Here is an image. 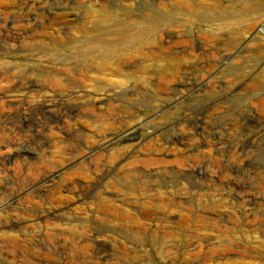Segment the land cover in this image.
<instances>
[{
  "label": "rangeland",
  "instance_id": "rangeland-1",
  "mask_svg": "<svg viewBox=\"0 0 264 264\" xmlns=\"http://www.w3.org/2000/svg\"><path fill=\"white\" fill-rule=\"evenodd\" d=\"M177 1L0 0V264H9L1 258L10 250L18 264L264 259V0ZM215 3L220 20L192 15L210 14L204 7ZM154 15L170 17L149 30L144 18ZM100 17L108 26L126 23L145 32L108 49L115 52L111 63L129 50L137 55L146 37L160 33L153 39L171 48L163 54L182 57L180 76L168 85L132 76L122 90L96 92L86 79L97 76L99 52L91 58L78 51L91 43L83 29L103 32ZM166 34L183 41V50L176 52ZM47 75L57 77L62 91L44 81ZM100 123L106 132H97ZM156 190L183 201L162 207ZM114 192L128 195L138 211L159 207L173 218L94 214L98 197ZM56 224L67 227V237L45 235ZM3 230L15 233L20 247L3 244Z\"/></svg>",
  "mask_w": 264,
  "mask_h": 264
},
{
  "label": "bare ground",
  "instance_id": "bare-ground-1",
  "mask_svg": "<svg viewBox=\"0 0 264 264\" xmlns=\"http://www.w3.org/2000/svg\"><path fill=\"white\" fill-rule=\"evenodd\" d=\"M181 1V0H180ZM180 1H177V2H180ZM185 1V0H184ZM183 1V2H184ZM182 3V1H181ZM190 3V2H189ZM177 4V3H176ZM179 4V3H178ZM185 4V3H183ZM192 4V3H191ZM189 4V5H191ZM175 5V4H174ZM181 5V4H180ZM187 5V6H189ZM202 5V4H201ZM186 6V7H187ZM247 6V5H246ZM192 7V6H191ZM190 7V8H191ZM204 7V6H203ZM202 7V8H203ZM207 7V8H206ZM206 7H204V9H207L208 11H210V14L206 15L207 13H205V11H203L202 9V12L200 13H195L192 14L193 16H195L196 18H199V19H202V20H209L210 22H216L218 20H220L219 18L221 17L222 13L219 11L220 10V6L215 3L214 5H206ZM209 7V8H208ZM194 8V7H193ZM251 8V7H250ZM249 7H247L244 11H248L250 9ZM186 9V8H185ZM192 9V8H191ZM197 9V8H196ZM189 10V9H188ZM251 10V9H250ZM200 11V10H199ZM233 11V10H232ZM185 13V12H184ZM62 14V13H61ZM178 14V13H177ZM181 14V17L183 15H186V16H183L182 18L180 19H186L187 18V13ZM191 14V13H189ZM227 14V13H226ZM109 15V14H108ZM166 15V14H165ZM171 15V14H169ZM179 15V14H178ZM251 15V14H250ZM225 16V15H224ZM170 17V16H168ZM168 17H163V16H160V15H154V16H150V17H147V18H144V20L146 22H149L151 23V27L148 28L149 30H151L152 28H154L153 25L159 23L161 20H165L167 19ZM212 17V18H211ZM228 17V16H227ZM102 18L101 20H98V22H100L101 24H105L104 27H102V30L103 32L99 33V35H91V34H88L90 32V30L86 29V32L82 31V33H84L86 36H91L90 37V40H91V43H87V45H84L82 47L81 50L78 51V55L79 56H91L92 58V55L95 54V51H97L98 55H96V57H100L102 59V62L98 65L97 69H95V71L93 72V74L97 75L95 78L94 75L92 77V74L90 75V77L88 76V78L86 80H88L89 83H92V84H87L89 86L93 85V83L96 84V88H95V91L96 92H102L104 91V88L103 87H108V86H113L116 90L117 89H121L122 90V87H123V81H128L129 78H131L132 76H135L137 77L138 79H141L142 82L144 83H148L149 81H152V77L155 76L162 84L163 82L167 84V82H171L170 80L174 78H178L180 76V74L182 73V68H183V60H182V57H174L172 56L171 54H169L168 56L163 54L165 52H168L170 51L171 48L169 47H164L163 45H161L162 43L158 42L159 44H157V41L154 40V36H160V33H156L155 35L153 36H148L145 38V41L141 44L144 46H147V47H150L152 48L151 49V52L149 50H145L147 48H144L143 50V47L140 46L138 52L136 53L137 55H135V52H134V55H132L129 51L126 52V56L125 57H120L118 58L115 62L111 63L110 62V56H112L111 54L114 52V51H110L108 49L112 48V47H116V46H119L121 47V43L123 41H127L128 43L132 44L137 37V34H139L138 36L139 37H143L144 36V33L145 32H141V31H135V30H132L130 28V26L128 27V25H126V23H112V25L108 26V19H106L105 17H100ZM148 19V20H147ZM193 19V18H192ZM229 19L232 20L233 18L231 16H229ZM97 20V19H96ZM108 20V21H107ZM229 20V21H230ZM191 21V20H190ZM196 21V20H195ZM225 21V20H224ZM236 21V20H235ZM198 22V21H197ZM128 23V22H127ZM224 23V22H222ZM168 24V23H167ZM228 24V23H227ZM231 24V23H230ZM254 24V23H253ZM136 25V24H135ZM222 25V24H220ZM261 25V24H260ZM223 26V25H222ZM224 26H225V23H224ZM156 27V26H155ZM170 28V27H169ZM241 28V27H240ZM255 29V28H254ZM137 30V29H136ZM147 30V29H146ZM145 30V31H146ZM156 30V28H155ZM218 30V29H217ZM263 34H264V27H260L259 29ZM221 31V30H220ZM153 32V31H152ZM170 33V30L169 32ZM164 34V33H163ZM180 34V33H179ZM198 34V33H197ZM185 35V34H184ZM164 37V35H161ZM209 36V35H208ZM195 37V36H194ZM162 38V37H161ZM165 38L169 40V44L171 43H174L176 44V47L179 46V48H175L176 49V52L177 50H179V52L181 50H183V48H181V44H184L183 41L181 42H175L172 38L169 36V34H166L165 35ZM185 38V37H183ZM158 39V38H157ZM178 39H180L178 37ZM187 39V38H186ZM159 40H162V39H159ZM143 41V40H142ZM165 41V40H164ZM179 41V40H178ZM63 42V41H62ZM132 42V43H131ZM234 42V41H233ZM166 43V42H165ZM139 45V44H138ZM165 45V44H164ZM173 45V44H172ZM189 45V44H188ZM229 45V44H228ZM185 46V45H184ZM138 47V46H137ZM136 47V48H137ZM187 47V46H186ZM229 47V46H227ZM231 47V46H230ZM229 47V48H230ZM129 48V47H128ZM135 48V47H134ZM131 49V48H130ZM127 50V48H120V51H125ZM189 50V48H188ZM94 51V53L92 54V52ZM137 51V50H136ZM191 51V50H189ZM210 52V51H209ZM115 53V52H114ZM92 54V55H91ZM168 54V53H167ZM175 54V53H174ZM193 54V53H192ZM180 55V54H179ZM185 55V54H184ZM202 55V54H200ZM217 55V54H216ZM167 56V57H165ZM228 56V55H227ZM226 56V57H227ZM225 57V56H224ZM116 58V57H115ZM223 58V57H222ZM76 59V58H75ZM190 59V58H189ZM114 60V59H113ZM210 60V59H209ZM130 61H134L133 64H135L136 66L134 68H129L128 66V63ZM150 62V63H149ZM132 63V62H131ZM130 63V64H131ZM164 63V64H162ZM72 65V64H71ZM185 66V64H184ZM153 68V69H151ZM185 68V67H184ZM66 70V69H64ZM69 72V71H68ZM206 72V71H205ZM194 73V72H193ZM101 78H99V76ZM183 75V74H182ZM71 76V75H70ZM80 76V75H79ZM109 78H108V77ZM85 77V76H84ZM83 77V79H84ZM111 77V78H110ZM116 78L115 82L112 83L113 80H109V79H112ZM191 78V77H190ZM23 79V78H22ZM82 79V81H83ZM119 79V82H117V80ZM155 79V78H153ZM46 80V83L48 85H51L54 87L55 91L57 92H60L62 91L63 87L61 86V84L58 82V79L57 77L53 76H49L47 75L45 78H44V81ZM105 80V81H104ZM157 81V80H156ZM15 82V81H14ZM130 82V81H129ZM187 82V81H186ZM189 82V80H188ZM86 83V82H85ZM143 83V84H144ZM13 84V83H12ZM126 84V82L124 83ZM128 84V83H127ZM126 84V85H127ZM131 84V83H130ZM133 84V83H132ZM168 85V84H167ZM16 86V85H15ZM103 86V87H102ZM87 87V86H86ZM129 87V85H128ZM131 87V85H130ZM13 88V87H12ZM68 89V88H66ZM143 89V88H142ZM169 89V88H168ZM26 90V89H25ZM71 91V89H68ZM74 90V88H73ZM22 91V90H21ZM67 91V90H66ZM164 91V90H163ZM73 92V91H72ZM76 92V91H75ZM105 92V91H104ZM115 92V91H114ZM27 93V92H26ZM68 93V92H67ZM71 93V92H70ZM129 93V92H128ZM127 93V94H128ZM109 96V95H108ZM81 97V96H80ZM52 99V98H51ZM73 99V98H72ZM96 101V100H95ZM45 103V102H44ZM43 103V104H44ZM110 103V102H109ZM41 104V103H40ZM43 107V106H42ZM54 107V106H53ZM96 107V106H95ZM104 106H100V109H102ZM49 108V107H47ZM86 108V107H85ZM92 108V107H91ZM110 108V107H109ZM118 108V107H117ZM116 109V108H115ZM119 109V108H118ZM211 109V108H210ZM48 110V109H47ZM46 110V111H47ZM121 108L118 110L120 112ZM101 111V110H99ZM106 111V110H105ZM113 111V110H112ZM116 111V110H115ZM45 112V111H44ZM103 112V111H102ZM110 112V111H109ZM117 112V111H116ZM122 112V111H121ZM46 113V112H45ZM118 113V112H117ZM119 114V113H118ZM116 115V114H114ZM112 115V116H114ZM121 115V114H120ZM119 115H117L116 117H118ZM198 116V115H197ZM122 117V116H121ZM129 117V116H128ZM120 119V117H118ZM125 118V117H124ZM131 118V116L129 117ZM118 119V120H119ZM251 119V118H250ZM102 120V119H101ZM109 120V119H108ZM121 120V119H120ZM127 120V119H126ZM100 121V120H99ZM107 121V120H106ZM129 121V120H128ZM132 121V120H131ZM85 122V121H84ZM92 123L94 121H91ZM101 122V121H100ZM121 122V121H120ZM194 122V121H193ZM109 123V122H108ZM125 123V122H124ZM86 124V123H85ZM99 124V123H98ZM101 125L99 126H96V129H97V132H102L106 130V128L103 127V124L100 123ZM110 124V123H109ZM191 124V123H190ZM193 124V123H192ZM120 125V123H119ZM131 125V122L130 124ZM108 126V125H107ZM127 126V125H126ZM109 127V126H108ZM129 127V126H128ZM127 127V128H128ZM17 128V127H16ZM142 128V127H141ZM198 128V126H197ZM108 129V128H107ZM136 129V128H135ZM100 133V135L102 134ZM108 133V132H107ZM110 133V132H109ZM115 133V132H114ZM112 134V132H111ZM119 134V133H118ZM100 135H99V138H100ZM108 135V134H107ZM113 135V134H112ZM105 136V134H104ZM111 136V135H110ZM103 137V136H102ZM100 139L99 142H104L105 139H106V136L104 137V139ZM108 138V137H107ZM189 138V137H188ZM207 138V137H206ZM184 141V140H183ZM254 141V140H253ZM173 145V144H172ZM79 146V145H78ZM243 149V148H242ZM238 150V149H237ZM89 152V151H88ZM79 153V152H78ZM77 153V154H78ZM83 155V154H82ZM192 160V159H191ZM151 162L153 161H146L145 163L146 164H150ZM154 163V162H153ZM230 163V162H229ZM191 165V164H190ZM193 165V164H192ZM99 167V166H98ZM62 169V168H61ZM56 170H59L56 169ZM55 172V171H54ZM58 172V171H57ZM53 173V172H52ZM51 173V174H52ZM56 173V172H55ZM55 178V177H54ZM49 180V179H48ZM74 183V182H73ZM56 188V187H55ZM59 188V187H58ZM55 190V189H54ZM157 192L155 193V195H153V197H158L160 200L159 202H161L162 204V207H166V208H171L172 205L174 204H179L183 201V198L182 197H179L178 198H175L173 197L170 198V196L172 195H169L167 194V192H162V191H158L156 190ZM154 192V191H153ZM169 192V191H168ZM171 193V192H169ZM178 193V192H177ZM128 195H122V194H119V193H109V195H104V196H99L98 199V206L96 208V210L94 211V214H99L100 216H102L105 220L106 219H109L108 215L109 216H112L110 218H115L116 220L118 219H121V217L123 216L122 213H126V212H131L132 211V214L135 212L134 215L130 214L129 216H134V218H138L139 220H150L149 217L151 215H155V216H159V219L161 220H164V217H172V213H167L166 209H164V211H158L157 208L159 207H155L152 211H148V210H145V211H138V208H136V202L135 201H132L130 200V198L127 197ZM97 202V200H96ZM195 208V207H194ZM125 209H128L130 211H125ZM149 209V208H148ZM216 210V209H215ZM153 211H155V214H153ZM83 212V211H82ZM208 213V212H207ZM64 214V213H63ZM85 214V213H84ZM204 214V213H203ZM10 215V214H9ZM47 215V214H46ZM59 215V214H58ZM76 215V214H75ZM122 215V216H121ZM125 215V214H124ZM15 216V215H14ZM20 216V215H19ZM65 216V215H64ZM83 216V215H82ZM127 216V215H126ZM40 217V216H39ZM47 217V216H46ZM124 217V216H123ZM38 218V217H37ZM36 218V219H37ZM76 218V217H75ZM128 218V217H127ZM131 218V217H130ZM133 218V217H132ZM173 218V217H172ZM40 219V218H39ZM43 219V218H42ZM11 220V219H10ZM63 220V219H61ZM135 220V219H134ZM38 221V220H37ZM51 221V220H50ZM77 221H81L80 220H76L75 222ZM186 219L183 218L180 223H185ZM36 222V221H35ZM74 222V221H73ZM32 223V222H31ZM27 224V223H26ZM25 224V225H26ZM67 224V223H66ZM65 224V225H66ZM69 225H71L72 223H68ZM34 225V223H33ZM64 225V224H63ZM73 225V224H72ZM3 226V225H2ZM32 226V225H31ZM39 226V225H38ZM68 226V225H67ZM74 226L76 225H73V228H75ZM37 227V225H36ZM35 227V228H36ZM64 227V226H63ZM62 228H60V225L56 224V225H49L48 228H46L47 232H46V236L48 237H54V236H61V237H67V234H66V231ZM250 227V226H249ZM23 228V227H22ZM34 226H33V229H35ZM43 228V227H42ZM45 228V227H44ZM65 229L67 227H64ZM4 229V228H3ZM31 229V227H30ZM71 229V228H70ZM70 229L68 228V231H70ZM11 230V229H10ZM10 230L8 232H4V234H1L2 238H4L3 240V244L5 243L6 245H8L9 247H13V246H17L19 245V243L21 242L18 237L16 236L15 233H12L14 232V230L12 232H10ZM37 230V229H36ZM67 230V229H66ZM67 231V232H68ZM74 231V229H73ZM73 231H72V234H73ZM76 231V230H75ZM2 232V231H1ZM21 232V231H20ZM36 232V231H35ZM86 232L84 231V229L82 230L81 234L84 235L83 233ZM80 233V232H79ZM87 233V232H86ZM40 234V233H39ZM70 234V233H69ZM77 234V233H76ZM20 235V234H19ZM26 235V234H25ZM80 235V236H82ZM30 236V235H29ZM69 236V235H68ZM77 237V235H75ZM85 236V235H84ZM20 237V236H19ZM28 237V235H27ZM71 237V236H70ZM83 237V236H82ZM29 238V237H28ZM33 238V236H32ZM35 238V237H34ZM197 238V237H196ZM66 239V238H64ZM71 239V238H70ZM2 240V239H1ZM23 240V239H22ZM25 240V239H24ZM74 240V239H73ZM80 240V239H79ZM20 241V242H19ZM1 242V241H0ZM84 242H87V239L84 238L83 240V243ZM1 244V248H2V243ZM21 244V243H20ZM80 244V243H79ZM5 245V246H6ZM6 246V247H8ZM226 246V245H225ZM20 247V245H19ZM223 247V246H222ZM20 249V248H19ZM203 249V248H202ZM5 250V249H4ZM13 251L10 250V252L8 253H5L3 254L2 256V261L4 262H8L9 264H18V262H20V256L16 255V254H11ZM3 253V252H2ZM15 253V252H14ZM225 254V253H224ZM245 254V253H244ZM226 255V254H225ZM247 255V253H246ZM1 256V255H0ZM224 256V255H223ZM225 257V256H224ZM228 257V256H227ZM24 258V257H23ZM252 258V257H251ZM228 259V258H227ZM250 259V257H249ZM30 260V259H29ZM253 260V259H252ZM234 261V260H232ZM30 262V263H29ZM28 263L29 264H37L35 262H32L29 261ZM239 262V261H238ZM247 262V261H245ZM26 263V262H25ZM234 262H232L233 264ZM241 263V262H240ZM2 264H6V263H2ZM234 264H237V261L236 263ZM242 264H247V263H242ZM252 264H264V259H262L261 257H259L258 259L254 260V262Z\"/></svg>",
  "mask_w": 264,
  "mask_h": 264
}]
</instances>
